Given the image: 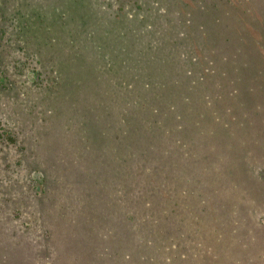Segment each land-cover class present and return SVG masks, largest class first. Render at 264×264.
<instances>
[{
  "label": "rangeland",
  "instance_id": "374dc122",
  "mask_svg": "<svg viewBox=\"0 0 264 264\" xmlns=\"http://www.w3.org/2000/svg\"><path fill=\"white\" fill-rule=\"evenodd\" d=\"M0 72V264H264V0H0Z\"/></svg>",
  "mask_w": 264,
  "mask_h": 264
},
{
  "label": "trees",
  "instance_id": "16d2710c",
  "mask_svg": "<svg viewBox=\"0 0 264 264\" xmlns=\"http://www.w3.org/2000/svg\"><path fill=\"white\" fill-rule=\"evenodd\" d=\"M6 82H5V78H4V76L2 75V73L0 72V85H3V84H5ZM155 110H156V112H157V114H158V117L160 116V112L162 111V109H160V108H154Z\"/></svg>",
  "mask_w": 264,
  "mask_h": 264
}]
</instances>
